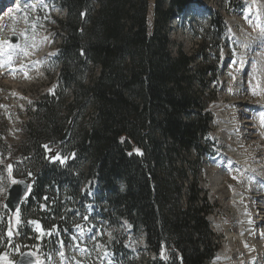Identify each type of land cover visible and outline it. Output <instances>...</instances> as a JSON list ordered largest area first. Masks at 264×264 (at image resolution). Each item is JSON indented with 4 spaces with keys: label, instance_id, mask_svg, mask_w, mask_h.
<instances>
[{
    "label": "trees",
    "instance_id": "16d2710c",
    "mask_svg": "<svg viewBox=\"0 0 264 264\" xmlns=\"http://www.w3.org/2000/svg\"><path fill=\"white\" fill-rule=\"evenodd\" d=\"M58 3L65 16L57 20L64 33L57 75L30 112L18 149L22 164L11 169L13 179L32 177L19 206L20 240H50L52 247V234L89 224L86 207L94 201L108 227L125 219L133 234L145 235L150 264L206 263L219 244L199 184L201 159L212 149L208 104L217 95L216 55L224 44L220 14H209L188 54L180 44L172 48L170 21L199 0ZM6 152L0 142V155ZM92 178L89 198L81 188ZM121 235L117 261L138 264Z\"/></svg>",
    "mask_w": 264,
    "mask_h": 264
},
{
    "label": "rangeland",
    "instance_id": "374dc122",
    "mask_svg": "<svg viewBox=\"0 0 264 264\" xmlns=\"http://www.w3.org/2000/svg\"><path fill=\"white\" fill-rule=\"evenodd\" d=\"M201 2L203 5L199 8L190 6L179 18L172 19L168 35L172 48L180 44L190 54L198 42L191 32L195 34L197 29L198 34H202L196 26L208 27L206 10L216 11L223 18L225 30L220 52L219 91L217 101L211 105L216 122L213 119L210 137L216 141L217 156L209 158L206 181L201 180L199 185L210 194L214 213L209 219L218 231L222 230L217 234L227 239L224 242L229 246L230 260L235 264L236 251L240 250L238 254L242 256L249 254L244 252L242 244H247L246 250L249 246L253 248L250 228L255 219L260 220L262 232L256 244L264 247V0ZM6 3L4 0L0 11ZM19 10L16 16L6 14L4 21H0V122L3 123L0 141L8 148L0 162L17 157L23 142L20 126L29 119L33 101L41 96L57 74L55 56L64 34L56 22L64 16L56 0H29ZM10 26L20 39L16 45L7 36ZM208 57L209 61L215 59L211 54ZM246 169L258 174L260 180L254 174L247 178ZM82 191L91 197L95 194L88 182ZM235 192L238 196H234ZM96 207L94 201L88 206L90 214H95L91 227L94 230L78 231L68 245L59 243L57 251L50 254L44 264H114L110 247H118L121 234L128 237L124 246L130 254L138 258L139 264H148L153 255L148 252L143 234H132L125 222L110 227V230L106 227L102 234L98 228L99 225L104 228L105 223ZM238 210H244L252 221L240 219L244 211L239 214ZM12 217V224L17 228V214ZM240 230L245 235H240ZM3 239L0 224V254L6 251ZM227 246L220 250H226Z\"/></svg>",
    "mask_w": 264,
    "mask_h": 264
},
{
    "label": "water",
    "instance_id": "95a60500",
    "mask_svg": "<svg viewBox=\"0 0 264 264\" xmlns=\"http://www.w3.org/2000/svg\"><path fill=\"white\" fill-rule=\"evenodd\" d=\"M12 41L16 42L17 38L13 37ZM68 134H69V129L66 130L65 135L62 137V141H65L67 139ZM27 188H28L27 181H19L18 183L12 184L10 186L6 205L12 212H14L17 209L21 201V198L27 192ZM33 262H34L33 255L29 252H24L20 256V258L16 261V264H32Z\"/></svg>",
    "mask_w": 264,
    "mask_h": 264
},
{
    "label": "bare ground",
    "instance_id": "6f19581e",
    "mask_svg": "<svg viewBox=\"0 0 264 264\" xmlns=\"http://www.w3.org/2000/svg\"><path fill=\"white\" fill-rule=\"evenodd\" d=\"M0 3H2V0H0ZM20 8V6H16V7H13L12 8V10H16V11H18V9ZM15 88V87H14ZM245 175L247 176V177H253L254 175H253V173L251 172V170H249V171H246L245 170ZM244 188V187H243ZM234 196H238V194H236V195H234ZM96 199V198H95ZM98 211V210H97ZM242 214H244V212L242 213ZM245 221H250V218L248 217V216H245ZM120 223V222H119ZM215 226L218 228L219 227V223L217 222V223H215ZM242 234H244V232H242L241 231V234L240 235H242ZM243 236V235H242ZM242 241H244V239L242 238ZM226 259V250H225V248H223V249H221V250H219L218 251V257L215 259V262H217V261H220V260H225Z\"/></svg>",
    "mask_w": 264,
    "mask_h": 264
},
{
    "label": "snow or ice",
    "instance_id": "6c2138e0",
    "mask_svg": "<svg viewBox=\"0 0 264 264\" xmlns=\"http://www.w3.org/2000/svg\"><path fill=\"white\" fill-rule=\"evenodd\" d=\"M59 157H53V159L55 160V159H58ZM64 161L63 160H61V163H63ZM14 183H15V181H14ZM22 183V182H21Z\"/></svg>",
    "mask_w": 264,
    "mask_h": 264
}]
</instances>
